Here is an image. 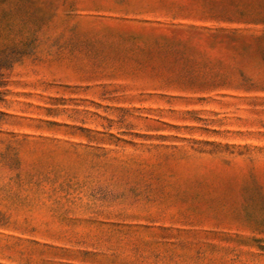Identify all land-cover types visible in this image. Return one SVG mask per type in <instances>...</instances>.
Wrapping results in <instances>:
<instances>
[{
  "label": "rangeland",
  "instance_id": "374dc122",
  "mask_svg": "<svg viewBox=\"0 0 264 264\" xmlns=\"http://www.w3.org/2000/svg\"><path fill=\"white\" fill-rule=\"evenodd\" d=\"M0 264H264V0H0Z\"/></svg>",
  "mask_w": 264,
  "mask_h": 264
}]
</instances>
